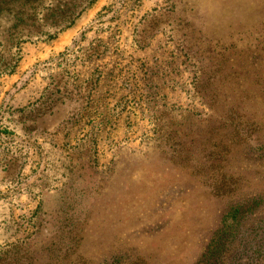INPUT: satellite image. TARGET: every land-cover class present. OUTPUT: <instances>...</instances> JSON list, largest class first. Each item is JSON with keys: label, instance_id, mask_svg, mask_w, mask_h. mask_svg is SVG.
<instances>
[{"label": "rangeland", "instance_id": "obj_1", "mask_svg": "<svg viewBox=\"0 0 264 264\" xmlns=\"http://www.w3.org/2000/svg\"><path fill=\"white\" fill-rule=\"evenodd\" d=\"M0 264H264V0H0Z\"/></svg>", "mask_w": 264, "mask_h": 264}, {"label": "trees", "instance_id": "obj_2", "mask_svg": "<svg viewBox=\"0 0 264 264\" xmlns=\"http://www.w3.org/2000/svg\"><path fill=\"white\" fill-rule=\"evenodd\" d=\"M210 111L212 112V110L210 109Z\"/></svg>", "mask_w": 264, "mask_h": 264}]
</instances>
